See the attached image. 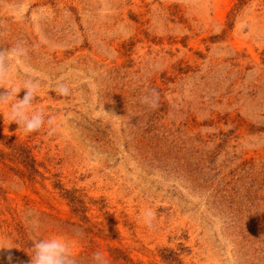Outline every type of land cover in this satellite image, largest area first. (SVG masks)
<instances>
[{
	"label": "rangeland",
	"instance_id": "1",
	"mask_svg": "<svg viewBox=\"0 0 264 264\" xmlns=\"http://www.w3.org/2000/svg\"><path fill=\"white\" fill-rule=\"evenodd\" d=\"M17 45L52 123L0 108V264H264V0H0Z\"/></svg>",
	"mask_w": 264,
	"mask_h": 264
},
{
	"label": "clouds",
	"instance_id": "2",
	"mask_svg": "<svg viewBox=\"0 0 264 264\" xmlns=\"http://www.w3.org/2000/svg\"><path fill=\"white\" fill-rule=\"evenodd\" d=\"M26 55L27 50L22 45H17L10 50H0V87L7 90L0 94V108L7 106L9 123H16L18 130L29 135L40 131L46 122L50 125L52 118L46 117L41 110L33 108L37 93L40 90L38 81L26 79L20 86L12 84L13 64L11 58H20ZM5 83L8 84V87L4 86ZM22 89H25L26 93L22 99H18V93ZM55 90L61 95L69 94L67 85L63 83L58 84ZM152 91L155 92V90ZM29 215L35 216V213L30 212ZM154 219V212L150 210L145 212L144 223L146 227L151 229ZM30 257V264H77L68 241L60 236L34 240ZM8 259L11 261V256ZM91 264H109V261L103 253L96 251L92 254Z\"/></svg>",
	"mask_w": 264,
	"mask_h": 264
}]
</instances>
